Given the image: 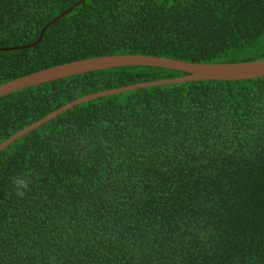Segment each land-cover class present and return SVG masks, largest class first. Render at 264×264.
<instances>
[{
    "label": "trees",
    "instance_id": "trees-1",
    "mask_svg": "<svg viewBox=\"0 0 264 264\" xmlns=\"http://www.w3.org/2000/svg\"><path fill=\"white\" fill-rule=\"evenodd\" d=\"M80 1L0 0V49L35 44ZM119 55L262 61L264 0H86L35 47L0 51V86ZM184 76L124 67L1 97L0 145L86 96ZM0 264H264V78L100 98L13 143L0 153Z\"/></svg>",
    "mask_w": 264,
    "mask_h": 264
},
{
    "label": "water",
    "instance_id": "water-1",
    "mask_svg": "<svg viewBox=\"0 0 264 264\" xmlns=\"http://www.w3.org/2000/svg\"><path fill=\"white\" fill-rule=\"evenodd\" d=\"M85 1L86 0H81L75 6L64 12L58 18L53 20L49 25H47V27L42 30L40 38L35 44L21 48L0 49V51H4V52L16 51V50H23V49H29L31 47H35L42 41L46 30L51 25L56 23L61 18L70 14L75 8L80 6ZM124 67H155V68L171 69V70L183 72L186 74V76L172 80H161L150 83H141V84L132 85L111 91L101 92L81 98L53 112L52 114L46 116L37 123L31 125L30 127L14 135L6 142L2 143L0 145V153L9 146H11L16 141H18L19 139L39 129L41 126L52 121L59 115H62L77 106H80L82 104L91 101H95L100 98L115 96L149 87L181 84L187 82L243 81V80L264 78V60L258 62L241 63V64L202 65V64H192L182 61L161 59L155 57H147V56L119 55V56L102 57V58L87 59L83 61L72 62L25 76L21 79L1 85L0 98L18 92L20 90L33 88L46 83L59 81L62 79L75 77L87 73H93V72L116 69V68H124Z\"/></svg>",
    "mask_w": 264,
    "mask_h": 264
},
{
    "label": "clouds",
    "instance_id": "clouds-1",
    "mask_svg": "<svg viewBox=\"0 0 264 264\" xmlns=\"http://www.w3.org/2000/svg\"><path fill=\"white\" fill-rule=\"evenodd\" d=\"M15 194L18 197H23L29 187V181L26 178H15L13 180Z\"/></svg>",
    "mask_w": 264,
    "mask_h": 264
}]
</instances>
